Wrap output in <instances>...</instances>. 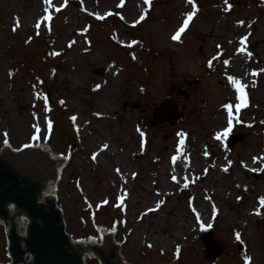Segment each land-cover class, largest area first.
Wrapping results in <instances>:
<instances>
[{"label": "rangeland", "instance_id": "374dc122", "mask_svg": "<svg viewBox=\"0 0 264 264\" xmlns=\"http://www.w3.org/2000/svg\"><path fill=\"white\" fill-rule=\"evenodd\" d=\"M5 141L66 156L69 238L111 230L127 264H264V0H0Z\"/></svg>", "mask_w": 264, "mask_h": 264}, {"label": "water", "instance_id": "95a60500", "mask_svg": "<svg viewBox=\"0 0 264 264\" xmlns=\"http://www.w3.org/2000/svg\"><path fill=\"white\" fill-rule=\"evenodd\" d=\"M152 115H158L159 122L172 124L182 113L169 101L156 105ZM33 145L11 150L7 142L0 150V220L7 225L12 256L7 264H124L115 251L120 246L110 239L111 232L103 236L96 228L101 244H95L89 236L87 241L67 236L61 210L55 204L59 180L55 173L59 175L58 166H66V156H49L44 142ZM20 224L25 225L24 235L18 233ZM204 249L205 255L215 260L222 246L215 244L208 232ZM27 252L31 257L24 260ZM148 264L170 263L150 258Z\"/></svg>", "mask_w": 264, "mask_h": 264}, {"label": "snow or ice", "instance_id": "6c2138e0", "mask_svg": "<svg viewBox=\"0 0 264 264\" xmlns=\"http://www.w3.org/2000/svg\"><path fill=\"white\" fill-rule=\"evenodd\" d=\"M49 2H50V0H49ZM146 2H148V0H146ZM57 10H59V9H57ZM191 16H189L188 17V19H186L185 21H184V26L183 27H181L180 29H179V31L175 34V35H173L172 36V39L173 40H178L179 38H180V35H181V33H183L184 31H185V29L187 28V26H188V22H189V20H191ZM46 19H50V17H46ZM141 19H143V17H141ZM37 27H39V25H37ZM246 39V38H245ZM241 44H244V40H241ZM242 51H243V49H241ZM231 79V78H230ZM233 82H235V81H233ZM235 83H237V91L240 93V97H239V99L241 100V104H239V105H237V107H236V110L237 111H239L240 110V108L241 107H246L247 106V103H246V99H245V94H244V92H243V86H240L239 84H238V82H235ZM228 109H229V114L231 115V106H228ZM73 120H75L76 118L75 117H73L72 118ZM51 127V125L49 124V128ZM225 135H227V132L225 133ZM38 137H36V136H34L33 137V139H37ZM217 139H219V137H217ZM7 141H5V143H6ZM107 147V145H105V148ZM93 159H95V156H93ZM175 157H173V161H175ZM225 171H227V169H225ZM173 179H175V177H173ZM185 187H187V185H185ZM262 203H264V201H262ZM237 239H239V234H237Z\"/></svg>", "mask_w": 264, "mask_h": 264}, {"label": "bare ground", "instance_id": "6f19581e", "mask_svg": "<svg viewBox=\"0 0 264 264\" xmlns=\"http://www.w3.org/2000/svg\"><path fill=\"white\" fill-rule=\"evenodd\" d=\"M213 35H214V34H213ZM44 144H45V147H46V149H47V152H48L49 156H63V155H61V154H59V153L52 152V150L47 146V144H46V143H44ZM61 167H62V166H58V172L60 171V168H61ZM188 168H189L190 172H191V173H194V174H196V173L199 171V169H197V167H194V166H192L191 164L188 166ZM229 170H230V168L227 169V171H229ZM204 177H205V174L201 173V178H204ZM198 180H199V178H198ZM198 180H196V182H198ZM181 224H182V223H181ZM181 224H179V225L177 226V228L181 227ZM98 228L101 229L103 236H105L106 234H108L109 232H111V230H107V229H105V228H103V227H98ZM111 234H112V233H111ZM176 238H177V236H176ZM110 239L113 240L112 236L110 237ZM113 241L115 242V240H113ZM115 243H116V242H115ZM116 244H117V243H116ZM115 251H117V254H118L119 258L121 259V261H122L124 264H127V262H125V261L123 260V257L121 256L120 249H115Z\"/></svg>", "mask_w": 264, "mask_h": 264}]
</instances>
